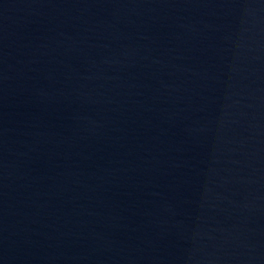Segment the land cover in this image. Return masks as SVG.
Instances as JSON below:
<instances>
[{
    "label": "water",
    "instance_id": "95a60500",
    "mask_svg": "<svg viewBox=\"0 0 264 264\" xmlns=\"http://www.w3.org/2000/svg\"><path fill=\"white\" fill-rule=\"evenodd\" d=\"M0 264H264V0H0Z\"/></svg>",
    "mask_w": 264,
    "mask_h": 264
}]
</instances>
